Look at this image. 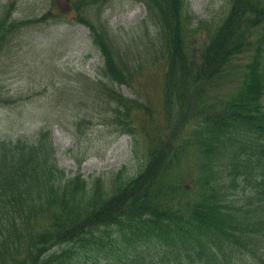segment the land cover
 <instances>
[{
  "label": "trees",
  "instance_id": "1",
  "mask_svg": "<svg viewBox=\"0 0 264 264\" xmlns=\"http://www.w3.org/2000/svg\"><path fill=\"white\" fill-rule=\"evenodd\" d=\"M110 1L70 0L102 61L68 129L74 148L96 125L127 135L131 158L108 182L68 177L50 127L0 136V264H264V0H228L203 31L187 0H142L137 25L112 29ZM15 5L0 55L52 16Z\"/></svg>",
  "mask_w": 264,
  "mask_h": 264
},
{
  "label": "rangeland",
  "instance_id": "2",
  "mask_svg": "<svg viewBox=\"0 0 264 264\" xmlns=\"http://www.w3.org/2000/svg\"><path fill=\"white\" fill-rule=\"evenodd\" d=\"M7 3L0 0V10ZM187 3L192 27L202 31L218 24L229 7L228 0ZM103 9L102 16L112 29L135 26L146 16L142 0H111ZM49 10L48 20L33 23L21 33L17 47L0 55V91L9 100L0 113V136L33 138L41 127H50L55 161L66 176L80 173L108 182L131 158L130 137L111 136L105 126L96 125L74 148L77 139L68 129L76 112L86 110L78 105L87 99L84 77L93 79L102 61L89 29L77 21L70 0H16L13 14L19 19L36 18ZM121 91L134 96L127 86H121Z\"/></svg>",
  "mask_w": 264,
  "mask_h": 264
}]
</instances>
